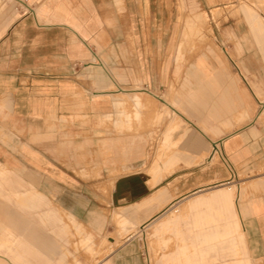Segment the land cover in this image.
<instances>
[{
	"label": "crops",
	"instance_id": "1",
	"mask_svg": "<svg viewBox=\"0 0 264 264\" xmlns=\"http://www.w3.org/2000/svg\"><path fill=\"white\" fill-rule=\"evenodd\" d=\"M10 1L0 7V264H63L72 231L94 254L83 226L103 234L116 215L129 232L135 216L144 225L264 168V0H185L208 23L195 49L194 21L173 0ZM119 99L131 115L142 102L140 122L115 127ZM261 190L239 214L253 264H264ZM132 242L102 264H149Z\"/></svg>",
	"mask_w": 264,
	"mask_h": 264
},
{
	"label": "rangeland",
	"instance_id": "2",
	"mask_svg": "<svg viewBox=\"0 0 264 264\" xmlns=\"http://www.w3.org/2000/svg\"><path fill=\"white\" fill-rule=\"evenodd\" d=\"M150 1L155 0H134V4L137 9H142L147 7ZM173 1L179 13L186 20L191 19L194 21V30L187 31L188 36L190 35L191 38L186 39V42H188L186 48L195 49L197 44L202 42L200 38L203 37L205 31L209 30L208 25H205L208 23L204 22L203 24L206 18L201 17L200 20H195V14L189 11L185 0ZM11 5L18 6L16 3L9 2V0H0V7L10 8ZM169 5L172 4L169 3ZM121 6L123 7V2ZM19 9L24 10L21 6ZM202 13L204 12L202 11ZM213 14L215 21L216 18L221 17L219 13L213 12ZM123 107L124 103L119 99L116 106L118 112L115 121L116 128H129L133 120L140 122V108L142 107L140 100L137 99L133 102L134 113L132 115L125 113ZM224 184H232V186L227 188L220 186L221 184L214 185L188 198L186 201L182 200L179 203V209H177H181V211L176 215L171 212L165 213L171 205L176 204L174 202L167 205L158 217L144 225H142L144 218L135 216L138 226L136 225L129 232V221L124 217L116 218V215L111 217L109 232L103 234L95 233L90 228L82 225L83 235L91 234L93 236L95 253H89L85 247L80 245V237L76 235L75 231H72L74 234H69L68 237L70 241L68 249L71 254L67 255L63 264H75V260H79L81 264H102L131 241H133L135 249L147 257L149 264H253L247 248L240 215L248 207V204L244 202L246 198L253 192L257 193L264 189V168L236 171L235 176ZM219 191L230 194L231 203L229 205L210 203V197ZM50 201L51 206L57 208L64 221L68 223L66 213L59 209L55 199L52 198ZM188 208H191L196 214L191 217L185 215L184 213H187ZM159 217V220L154 221ZM189 218H191L190 221ZM148 224H151V226L144 228ZM158 225H163L164 230L156 231ZM70 227L72 230L73 227L71 225ZM139 228L143 230L140 232ZM129 238L131 239L127 241Z\"/></svg>",
	"mask_w": 264,
	"mask_h": 264
},
{
	"label": "bare ground",
	"instance_id": "3",
	"mask_svg": "<svg viewBox=\"0 0 264 264\" xmlns=\"http://www.w3.org/2000/svg\"><path fill=\"white\" fill-rule=\"evenodd\" d=\"M214 156H217L216 154H214ZM213 158V157H212ZM220 186H225V187H227V188H230L231 186H232V184H229V185H226V184H221ZM179 202L178 203H176V204H174V205H171L167 210H166V212L165 213H172L173 215H176V214H178L179 213V210H177V209H179Z\"/></svg>",
	"mask_w": 264,
	"mask_h": 264
}]
</instances>
